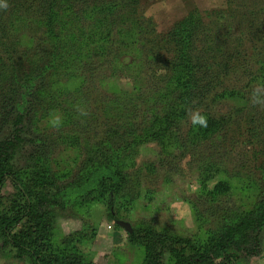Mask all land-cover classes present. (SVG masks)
<instances>
[{
	"label": "rangeland",
	"instance_id": "obj_1",
	"mask_svg": "<svg viewBox=\"0 0 264 264\" xmlns=\"http://www.w3.org/2000/svg\"><path fill=\"white\" fill-rule=\"evenodd\" d=\"M135 9L136 21L151 24L153 32L142 51L145 59L131 67L133 76L139 72L142 77L149 74L156 83L163 80L160 75L174 57L166 37L171 28L187 22L188 18L198 22L195 27L200 30V36L221 35L220 44H228V47L223 46L227 58L222 62H227L233 69L240 63L233 54L240 57L247 51L245 54L252 56L264 48V36L251 34L250 40L241 35L244 30L255 29L249 30L247 26L254 25L258 16L264 17V0H138ZM125 16L134 21L133 16ZM110 18L116 23L121 19L117 13L110 14ZM6 19L0 21V141L11 133L16 115L24 114L25 142L12 152L11 170L21 179L31 200L44 206L48 213L47 230L27 240H42L52 246L50 250L76 254L88 264H150L151 258L158 264H191V256L202 251L210 254L211 240L222 227L224 207L211 205L212 200L202 185L206 176L202 166L220 156L223 149L209 143L198 148L185 145L182 135L186 127H180V144L187 147L185 150L174 146L164 152L154 142L137 141L135 145L131 142L135 136L126 131L125 126L117 129L119 135L112 132L111 137H103L108 131H114V126L123 124L116 116L117 106L112 104L114 91L124 95L132 93L134 100L130 103L146 108L154 100L145 89L147 81L142 83L130 75L128 79L126 73H122L124 71L114 74L111 59L103 57L102 62L97 57L94 61L98 64L90 67L94 72L84 78H72L67 84L70 92H81L79 96L50 99L52 95L49 97L47 91H53L57 85L47 82L49 71H45L46 61L41 60V54L49 47V40L42 35L43 29L39 32L36 29L35 33L27 30L28 26L21 28L15 20ZM118 27L124 29L121 23ZM239 37L250 41L240 43ZM197 44L203 49L207 47L203 39ZM91 48L85 43L83 52ZM114 48L110 47L106 53H116ZM137 48L136 52L124 54L128 56L126 64L140 52V46ZM35 53L38 57H33ZM230 56L233 59L228 60ZM99 64L101 67L97 68ZM139 66L148 72L140 71ZM41 71L44 73L39 76ZM96 72L103 74L96 76ZM231 75L225 77V85L239 88V75ZM260 85L255 83L253 86L264 100V85ZM236 103L225 101L220 106L221 112H230V108H234L233 114L239 116L240 121L231 135L235 144L225 149L226 156L219 162L222 173L219 179L229 182L230 203L234 202L238 208L230 218L250 210L254 203L253 189L243 187L235 173L241 171L242 176L254 179L257 186L264 181V139L259 141L254 132L259 125H253L250 108L242 112ZM258 112L264 119V103L259 104ZM137 116L136 123L141 124L142 117ZM105 138H108V145L113 146L108 153ZM118 148L126 149L119 153L120 165L126 175L121 187H116L119 195L114 218L128 222L133 229L131 235L108 222L105 202L99 194L83 199L92 188L90 181H94L98 165L104 159L99 157L100 153L112 159ZM87 158L91 162H85ZM86 163L88 167H84ZM214 178L207 183L209 189L219 180ZM222 204L228 202L223 200ZM23 206L16 188L6 182L0 192V217L23 210ZM259 242L258 254L242 257L237 264H264V226ZM0 264L33 262L7 246L0 235Z\"/></svg>",
	"mask_w": 264,
	"mask_h": 264
},
{
	"label": "trees",
	"instance_id": "obj_2",
	"mask_svg": "<svg viewBox=\"0 0 264 264\" xmlns=\"http://www.w3.org/2000/svg\"><path fill=\"white\" fill-rule=\"evenodd\" d=\"M246 1V0H244ZM138 0H2L0 3V21L7 18L15 20L19 27L32 30L33 32L42 30L49 40L48 50L41 54V60L46 61L49 71L47 82H53L57 86L53 91H47L52 95L50 99H60L77 97L81 92L68 90L67 84L72 78L83 77L94 69L95 58L103 61L104 58H110L114 74L124 71L125 77H134L142 83H146L145 89L153 95L154 100L149 107L141 108L140 105H133L130 102L134 100V95L128 92L123 94L114 91V101L112 104L117 106V117L123 123L114 126V131H108L103 137H111L112 132L117 133V129L127 128L135 138L131 142H154L161 147V150L167 152L168 149L180 144L182 132L180 127H186L187 130L182 135L184 144L202 147L206 143L211 144L218 149H223L211 162L202 166L206 176L202 180L208 197L212 200L211 205L218 208L224 207L221 213L222 227L211 240V252L195 254L191 256V264H237L242 257L250 258L259 252L260 242L259 234L264 226V181L257 186L254 179H249L241 175V171L235 173L245 188H252L254 203L250 210L238 212L236 204L230 203L231 195L229 182L225 179H219L222 176L219 162L226 156V151L232 142L231 135L238 128L239 116L233 114L234 108L230 112H221L220 106L225 101H235L243 112L250 108L252 112V123L255 128L256 137L262 141L264 139V119L258 112L259 104L252 102L253 96L259 97L255 91L256 84L264 85V48L256 55L247 56L245 52L239 57L235 54L234 59L240 61L236 69L231 68L228 63L222 62L226 59V47L228 44H220V36L204 34L199 35L200 30L195 27L198 22L188 18L187 22H182L174 26L168 33L167 45L172 47L174 57L161 74V82H155L147 74L142 77L139 72L133 76L132 66L142 62L143 50L149 43L148 37L153 32L150 29L151 24H144L139 20L136 21V6ZM117 13L120 15V22L116 23L110 18V14ZM133 16L134 21H129L125 15ZM6 19V20H7ZM257 17V22L252 26H247L251 31H242L241 35L249 37L252 40L255 36H264V17ZM120 23L124 26L119 28ZM128 26H125V24ZM256 23H259L257 26ZM82 27H81V26ZM69 26H73L68 32ZM73 28L78 31L71 30ZM71 30V31H70ZM114 30L117 32H114ZM81 31V32H80ZM37 33V32H35ZM228 38H236L227 36ZM203 39L207 47L205 49L199 46L198 41ZM240 43H248V38L239 37ZM237 40V39H236ZM88 43L89 51L83 52V45ZM239 43V44H240ZM115 46L116 53L106 51ZM140 46V52L134 54L130 63L126 64L124 56L126 52L135 51ZM226 46V47H223ZM137 48V49H136ZM247 50V48L245 49ZM89 56L88 63L85 62ZM38 57L34 54L33 57ZM232 56L228 60L233 59ZM138 59V61H136ZM35 63V60H34ZM4 66L8 65L5 63ZM91 67V68H90ZM101 67L99 64L97 66ZM114 67V68H113ZM121 67V68H120ZM255 67V68H254ZM140 71L142 67H138ZM158 72V71H157ZM44 71L38 75L41 76ZM46 73V72H45ZM102 72H96V76H102ZM232 74V75H231ZM238 74L240 80L239 88L226 86L224 79L226 76ZM139 77V78H138ZM231 77V78H233ZM143 78V79H142ZM92 81H97L92 78ZM139 90V88H137ZM49 90V87H48ZM52 92V93H50ZM149 93V94H150ZM260 98V97H259ZM261 99V98H260ZM120 101H122L121 104ZM193 112L195 114H193ZM142 117V123L138 121V115ZM206 119V126L202 127L197 122L199 117ZM24 114H18L12 123L11 133L0 141V192L6 182H10L22 197L24 202L23 210L13 212L9 215L0 217V235L3 242L14 250L20 256L28 257L33 264H88L83 258L76 254H64L58 249H51L49 243L38 240L31 242L35 235H41L47 230L48 213L40 203L37 205L31 200L21 179L11 170L10 159L15 147L25 142L23 137ZM257 124V125H255ZM137 134V135H136ZM119 135V134H118ZM107 136V137H108ZM107 139L104 142L107 146V153L113 147L108 145ZM237 143V142H236ZM226 144H229L226 146ZM133 144H129L131 146ZM187 147L184 148V150ZM125 148L114 150L115 156L105 157L101 152L99 157H103L98 165V172L93 177L92 188L87 191L83 199L92 198L93 195L99 194L102 201L105 202L107 211V220L113 226L115 224L114 210L119 191L116 187H121L123 178L126 175L121 168L120 152ZM123 157V156H122ZM126 158V155L123 157ZM85 162H91L87 158ZM84 167H88L86 163ZM217 180L209 189L207 183L209 179ZM226 200L228 204L223 205L222 201ZM30 238V240H27ZM150 264L158 262L149 260Z\"/></svg>",
	"mask_w": 264,
	"mask_h": 264
},
{
	"label": "water",
	"instance_id": "obj_3",
	"mask_svg": "<svg viewBox=\"0 0 264 264\" xmlns=\"http://www.w3.org/2000/svg\"><path fill=\"white\" fill-rule=\"evenodd\" d=\"M115 224L119 227L122 228L128 235H131L133 233V229L131 228V225L122 220H116Z\"/></svg>",
	"mask_w": 264,
	"mask_h": 264
},
{
	"label": "clouds",
	"instance_id": "obj_4",
	"mask_svg": "<svg viewBox=\"0 0 264 264\" xmlns=\"http://www.w3.org/2000/svg\"><path fill=\"white\" fill-rule=\"evenodd\" d=\"M0 3H2V0H0ZM252 102L254 103V104H262V103H264V100H262V99H260L259 97H257V96H253V98H252ZM199 124H200V126H202V127H204V126H206V119L204 118V117H199L198 118V121H197Z\"/></svg>",
	"mask_w": 264,
	"mask_h": 264
}]
</instances>
